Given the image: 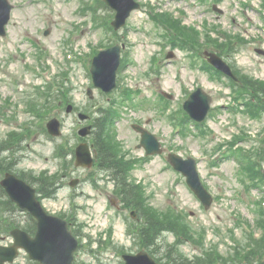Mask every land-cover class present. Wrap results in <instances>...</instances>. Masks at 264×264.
<instances>
[{
	"label": "rangeland",
	"instance_id": "rangeland-1",
	"mask_svg": "<svg viewBox=\"0 0 264 264\" xmlns=\"http://www.w3.org/2000/svg\"><path fill=\"white\" fill-rule=\"evenodd\" d=\"M8 1L13 6L11 19L6 35L0 37V146L8 149L2 162L18 174L46 173L57 180V192L41 201L49 213L72 219L82 241L74 264H124L122 254L143 250L137 232L133 234L141 215L130 216V208L114 191L119 184L96 166L78 169L74 159L71 162V157L58 154L60 148L63 153L74 151L81 142L78 131L88 123L81 122L78 113L93 115L102 108L116 115L110 127L125 157L136 161L128 180L142 190L148 205L145 212H155L156 218H163V213L180 217L190 228L193 237L177 249L193 261L209 252L218 264H249L243 258L249 250V235L263 231L257 226L256 211L264 207V186H253L251 179L259 174L247 171V160L243 165L231 157L230 148L246 134L250 139L239 146L246 152L250 149L251 163L264 147L260 142L264 114L253 118L233 111L232 81L201 69L206 58L200 51L198 59L191 58L196 49L186 36L174 44L178 48L166 43L163 37L170 25L167 23L169 29L164 24L163 28L157 26L155 17L170 12L181 24L203 31L205 43L201 46L223 53L220 55L241 76L264 81V1L137 0L141 8L118 32L111 26L115 13L101 0ZM115 43L125 45L123 62L117 91L105 95L93 88L90 67L101 48ZM225 43H233L230 56L228 50L221 49ZM89 88L93 99L87 95ZM197 88L213 98L204 129L184 121L183 103ZM49 95L50 107H43L40 114L43 119L33 116L28 103L34 100L45 106ZM59 98L63 106H58ZM68 105L74 107L72 114L66 112ZM53 117L63 125V135L56 139L44 133ZM133 124L154 134L163 153L146 157L144 149L137 147L141 134ZM26 129L30 133L21 149L9 134ZM171 153L197 159L201 178L214 198L210 208L203 206L185 177L172 168L168 161ZM260 163L264 172V161ZM74 178L80 182L71 188L69 182ZM5 236H0L1 245L9 244ZM177 241L170 232L157 239L156 257L162 258V264H169L168 247ZM28 261L21 252L14 264Z\"/></svg>",
	"mask_w": 264,
	"mask_h": 264
},
{
	"label": "trees",
	"instance_id": "trees-1",
	"mask_svg": "<svg viewBox=\"0 0 264 264\" xmlns=\"http://www.w3.org/2000/svg\"><path fill=\"white\" fill-rule=\"evenodd\" d=\"M101 4L105 6L102 2ZM155 20L163 22L168 29L170 25L171 29L169 30L177 32L182 35L183 38L186 36V38L189 39L188 44L191 42V44L195 46V52L198 53L200 51L201 53L202 35L198 29L181 24L173 18L171 13H158ZM167 23L169 25H167ZM214 43L217 45L219 42L216 40ZM232 45L233 43L230 46L225 43V45H221V49L228 50L229 55L233 52ZM218 46H220V44ZM202 68L213 75H217L216 71L207 63H204ZM240 79V84H233L234 87L237 88L240 97L245 100V112L253 118H261L262 114H264V82L248 76H240ZM236 110H239V108L233 109V111ZM115 116L113 112L107 111L101 118H98L97 121L94 122V144L99 153L97 166L100 170L107 173L108 176H112L115 183L119 184L115 187V193L121 198L124 204L130 209H136L141 215L140 218L142 219V223L139 227H136L137 239L140 240L142 246L155 257L158 248L157 239L163 233L170 232L176 235L178 241L177 245L168 247L166 257L169 260V264H218L219 260H215L209 252H207L206 255L195 258V261H192L184 255L180 249H177L179 245L188 241V239L191 240L193 237V235L191 236L192 233L190 228L180 217H169L167 213H163V218H156L154 215L155 212L152 213L153 211L150 212L148 210L147 213L145 212L148 205L145 203L142 190L140 187L132 185L128 180L132 170V162L136 161L125 157L122 152V147L120 146L121 144L116 140V133L110 127L113 120L115 123ZM186 122L191 121L187 118ZM195 125L198 127L200 126L197 124ZM27 133H30V129H26L23 132H11L9 135L13 137V141L19 146L27 140ZM7 150V148L0 146L1 174L13 171L11 165L2 162L3 159L1 157ZM59 153L63 155V149H60ZM237 153L238 151L235 152L236 155ZM257 155L259 159L258 164L261 165L260 160L264 161V151L262 150L261 153ZM240 159L241 162L246 160L244 157H240ZM259 165H255V167ZM245 167L247 171L255 175L260 174L258 176L253 175L254 177H252L255 186H264V174L255 171L254 165L251 166L249 162L246 163ZM18 176L35 186L38 193L45 197H51L56 193V183L48 177L46 173H42L40 176L35 174H18ZM19 213L21 212L18 207L10 201L6 192L0 185V216L4 215L3 218H0V235H10L11 230L15 227H21L29 233L35 232V220L29 214H25L28 219L22 221ZM12 215H14L15 218ZM259 215L257 224L264 228V212H262L261 209ZM243 258L249 264H264V235L259 240L252 241L247 254L244 255ZM156 259L162 261L161 257H156Z\"/></svg>",
	"mask_w": 264,
	"mask_h": 264
},
{
	"label": "water",
	"instance_id": "water-1",
	"mask_svg": "<svg viewBox=\"0 0 264 264\" xmlns=\"http://www.w3.org/2000/svg\"><path fill=\"white\" fill-rule=\"evenodd\" d=\"M116 13L113 26L119 29L125 25L131 12L138 9L140 5L134 0H104ZM12 6L7 0H0V36H5V27L11 17ZM120 46L112 47L99 53L93 61L91 72L96 87L109 92L116 87V75L120 65ZM209 62L225 74L233 77L231 68L216 54L207 53ZM90 95L92 94L89 91ZM212 98L201 88L192 93L185 102L184 108L190 116L199 122L204 121L210 109ZM84 119V116H80ZM49 132L53 135H60V123L57 119L51 120L47 125ZM91 127H87L80 132L87 135ZM142 133L140 147H144L147 154L161 153L158 140L147 131L137 128ZM170 162L176 170L181 171L186 177L187 182L203 203L209 207L212 199L204 189L197 172L194 159L183 158L171 154ZM93 159L86 144L77 148V166L90 167ZM9 197L22 210L28 211L37 220V233L33 238L26 232L15 229L12 236L15 243L10 246L0 245V264L12 263L18 255L19 249L26 250L30 257L40 262V264H73L74 252L78 247V241L68 229L65 220L52 216L46 212L40 201L37 199L36 190L27 182L21 180L11 173H7L1 181ZM126 264H158L148 253L140 252L137 255H124Z\"/></svg>",
	"mask_w": 264,
	"mask_h": 264
}]
</instances>
